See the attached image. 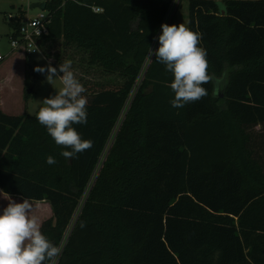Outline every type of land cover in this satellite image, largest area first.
<instances>
[{
  "label": "trees",
  "instance_id": "1",
  "mask_svg": "<svg viewBox=\"0 0 264 264\" xmlns=\"http://www.w3.org/2000/svg\"><path fill=\"white\" fill-rule=\"evenodd\" d=\"M170 4L47 1L42 52L61 45L75 67L82 52L119 77H77L87 124L73 127L93 141L78 158L61 155L71 149L36 115L0 108V188L51 205L40 230L62 248L57 264H264V0H191L188 28L201 34L209 75L227 83L202 85L208 95L183 108L170 103L173 75L148 59Z\"/></svg>",
  "mask_w": 264,
  "mask_h": 264
},
{
  "label": "clouds",
  "instance_id": "2",
  "mask_svg": "<svg viewBox=\"0 0 264 264\" xmlns=\"http://www.w3.org/2000/svg\"><path fill=\"white\" fill-rule=\"evenodd\" d=\"M219 6L222 9L225 7L222 4ZM161 28L159 47L155 51L149 50L148 59L154 56L173 75L170 84L175 94V98L170 101L173 108H183L207 96V90L202 86L204 84L215 80L214 93L226 85L227 73L216 78L208 73L207 52L199 46L201 34L183 23L162 24ZM34 71L47 73L46 82L52 86L54 80L60 82L59 88L53 86L58 90L57 93L43 99V106L39 108L36 119L58 146L71 149L61 152L64 158H78L77 154L93 147V141L82 139L73 127L74 124H87L88 100L83 95L85 87L72 70V61L65 60L58 69L49 63L46 67H35ZM46 163L53 165L57 161L48 156ZM6 199L8 204L0 214V264H57L62 248L53 245L42 234L30 199L24 198L22 203L15 202L8 195ZM80 226L83 228L86 225L81 222Z\"/></svg>",
  "mask_w": 264,
  "mask_h": 264
},
{
  "label": "rangeland",
  "instance_id": "3",
  "mask_svg": "<svg viewBox=\"0 0 264 264\" xmlns=\"http://www.w3.org/2000/svg\"><path fill=\"white\" fill-rule=\"evenodd\" d=\"M39 1L43 0H0V55L3 56V59L0 61V108L7 114L17 116L36 115L39 108L43 106V99L52 97L55 91L57 93L58 90L56 88L60 87V82L58 79L54 80L53 86L56 87L54 88L46 82L47 73H37L34 71V68L37 66L46 67L51 63L53 67L58 69L60 63L69 60L67 59V54L63 53L61 45H56L53 48V55L51 57L43 52L27 56L18 50H13L11 44L12 27L9 14L13 13L18 16V8L23 7L28 10L30 16H36L40 12V8L32 7V5ZM161 1L171 2L170 5L172 7L164 24L179 25L183 23L188 27L191 0ZM171 18L172 21L170 22ZM160 34H162V29ZM156 42H158V38ZM70 54H72V51L69 49L68 56ZM76 58H80V61H76L75 63L76 67L72 65V70L76 77L83 76L86 80L99 82L119 81V77L107 75L99 66L90 68L87 64V56L82 52L76 55ZM76 72H79V74ZM59 74L62 75V73ZM140 79L133 89L131 99L139 88ZM28 88L33 89L30 96H27ZM7 195L17 203H22L24 200V197L20 195L7 194L0 189V214H2L3 208L8 204ZM30 201L34 205L33 214L38 217L40 225L45 219L52 216V208L48 202L31 199Z\"/></svg>",
  "mask_w": 264,
  "mask_h": 264
},
{
  "label": "built area",
  "instance_id": "4",
  "mask_svg": "<svg viewBox=\"0 0 264 264\" xmlns=\"http://www.w3.org/2000/svg\"><path fill=\"white\" fill-rule=\"evenodd\" d=\"M47 1L48 0H43L39 2L47 3ZM170 9H172V7ZM94 10L96 12H101L103 9L95 7ZM9 18L11 20H17L18 16L10 13ZM52 20V13L47 8V5L44 9L40 8V12L36 16H30L27 10L20 21L18 31L11 34V44L13 50H20L27 56H32L35 53L42 52V40L50 35ZM2 59L3 56L0 55V61Z\"/></svg>",
  "mask_w": 264,
  "mask_h": 264
},
{
  "label": "water",
  "instance_id": "5",
  "mask_svg": "<svg viewBox=\"0 0 264 264\" xmlns=\"http://www.w3.org/2000/svg\"><path fill=\"white\" fill-rule=\"evenodd\" d=\"M32 7H39V8H46V2H36L32 5ZM32 88L28 89V92L31 93L32 92ZM56 94V91L53 93V96ZM224 95V93H222V96Z\"/></svg>",
  "mask_w": 264,
  "mask_h": 264
},
{
  "label": "crops",
  "instance_id": "6",
  "mask_svg": "<svg viewBox=\"0 0 264 264\" xmlns=\"http://www.w3.org/2000/svg\"><path fill=\"white\" fill-rule=\"evenodd\" d=\"M18 51H20V50H18ZM22 54H23V52L22 51H20ZM24 55V54H23ZM2 191H3V189L2 188H0ZM4 192V191H3Z\"/></svg>",
  "mask_w": 264,
  "mask_h": 264
}]
</instances>
